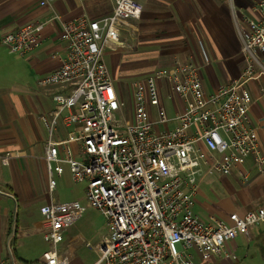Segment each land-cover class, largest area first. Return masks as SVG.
I'll return each instance as SVG.
<instances>
[{
  "label": "built area",
  "instance_id": "built-area-1",
  "mask_svg": "<svg viewBox=\"0 0 264 264\" xmlns=\"http://www.w3.org/2000/svg\"><path fill=\"white\" fill-rule=\"evenodd\" d=\"M55 1L39 0V6L51 7ZM112 2L111 12L98 19L85 14L62 19L54 13L47 21L0 38L9 52L24 55L39 47L48 22L57 20L60 25L64 56L40 84L72 86L68 93L52 95L54 107L49 121L44 120L49 137L44 150L47 191L54 192L64 165L72 182L85 185L88 204L107 228L92 264H194L192 251L198 264H212L228 255L229 241L248 236L252 226L264 225V203L243 214L233 212L227 221L207 223L193 211L202 172L228 176L251 158L264 175V156L249 119L252 99L244 87L255 55L264 54V0L254 2L253 15L244 17L245 26L238 29L246 60L238 78L206 92L200 66L174 63L130 82L127 109L103 56L105 50L123 45L120 28L129 23L133 29L143 8L136 0ZM164 89L182 103L171 117L162 99ZM128 108L131 120L124 114ZM59 121L74 128V138L52 140ZM172 122L174 127L166 128ZM10 159L5 154L2 161ZM237 175L242 182L248 178L246 172ZM39 213L48 246L44 264H69L72 255L59 245L81 215L79 203L51 201L40 206Z\"/></svg>",
  "mask_w": 264,
  "mask_h": 264
},
{
  "label": "crops",
  "instance_id": "crops-1",
  "mask_svg": "<svg viewBox=\"0 0 264 264\" xmlns=\"http://www.w3.org/2000/svg\"><path fill=\"white\" fill-rule=\"evenodd\" d=\"M255 1L148 0L157 5L150 14L152 20L146 21L148 12L143 8L140 20L135 23L137 27L132 30L127 23L120 28L119 40L123 45L104 53L112 55L110 69L105 64L116 91L114 77L129 83L131 78L174 63L200 66L206 92L238 78L246 67L238 29L245 26L244 17L253 15L251 8ZM112 3V0H56L51 7H41L39 0H0V38L27 24L47 21L54 13L62 19L81 14L98 19L111 12ZM128 29L133 31L130 37L121 39ZM59 33V22H48L39 47L24 55L11 53L0 44V260L5 264H44L48 250L35 247L32 222L36 217L42 218L40 206L58 202L52 195L54 192L47 191L44 150L49 137L44 120L49 121L54 107L52 95L68 93L72 84L44 86L40 81L58 67L64 56ZM254 58L252 75L245 79L244 87L252 99L250 125L264 156V54ZM162 99L169 117L182 107L166 89L162 90ZM124 114L131 120V108ZM173 127V122L166 125L169 129ZM74 136V128L59 121L52 140L64 142ZM70 142L77 150V142L74 139ZM5 154L11 156L7 163L2 161ZM238 171L247 173L245 182L239 179ZM65 176L70 179L64 165L56 182ZM79 184L84 191L85 185ZM194 200L193 211L204 222L227 221L233 212L243 214L264 203V175L258 173L251 158L237 164L228 176L204 171L198 177ZM67 230L64 251L73 257L74 247L78 246L73 245V235ZM103 237L92 244L94 258L88 264L97 259ZM226 252L228 255L215 258L212 264H264V225L252 226L248 236L239 235L229 241ZM192 257L194 264H198L195 251ZM71 261L69 264H76V260Z\"/></svg>",
  "mask_w": 264,
  "mask_h": 264
},
{
  "label": "rangeland",
  "instance_id": "rangeland-1",
  "mask_svg": "<svg viewBox=\"0 0 264 264\" xmlns=\"http://www.w3.org/2000/svg\"><path fill=\"white\" fill-rule=\"evenodd\" d=\"M136 1H138L142 5V8L145 9V12H148L146 14L147 15L146 21L152 20V18H150V14L152 12H154L153 9L157 8L156 2L151 3V2H148V0L147 1L146 0H136ZM141 23H142V20L139 22V24H141ZM133 25L135 27H137V24L135 25V23H134ZM137 30H138L137 34H139L140 33L139 29H137ZM132 32L133 31H130V30H129V32H124L121 36V39L122 38H124V39L129 38L130 37L129 35ZM107 51H109V50H107ZM109 52H111V51H109ZM111 56L112 55H106L103 57V60L107 64L109 69H110ZM142 76L143 75L137 76L135 78H131L129 83H128V80H126V79L119 80V79H117V77H114V82L118 87L119 100L126 106V109L131 102L130 90H129L128 84H130V82H132L133 80H137V79L141 78ZM122 83L125 84L123 87H122ZM52 195L55 197V199L58 202L76 201L79 203L81 215L77 221H75L70 227L67 228L68 229L67 231H69L70 234L73 235V242H72V243H74L73 245L78 246V248L74 247V252H73L74 255H73L72 259L76 260V262H75L76 264H88L94 258L93 254H92L93 253L92 244L95 243L98 239H100L101 236L103 237V235H105L107 233V228L105 226L104 219L102 218V216L97 211H95V209H93L88 204L86 197L84 195L83 185L79 184V183L77 184L74 182L72 183V181H70L68 176L63 177L61 180H58L56 182V188H55L54 193ZM42 222H43V219L41 217H39V218L36 217L32 222L33 223L32 227L35 229L34 230V234H35V237H34L35 244L34 245H35V247L36 248H43V250H44V249H47L48 246H47V243H45L43 241V238H42V235H43ZM66 235H68V232L65 233V237H66ZM75 239H76V241L78 240V242H75ZM65 241H66V239H64L63 243H61L59 245V249L61 251L66 250V249H64Z\"/></svg>",
  "mask_w": 264,
  "mask_h": 264
}]
</instances>
